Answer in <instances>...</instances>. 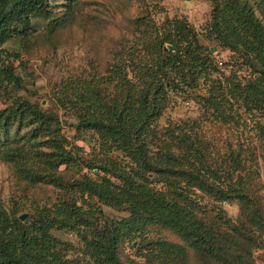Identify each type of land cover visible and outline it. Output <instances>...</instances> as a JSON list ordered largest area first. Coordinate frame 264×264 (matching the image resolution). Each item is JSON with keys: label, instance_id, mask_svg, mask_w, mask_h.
<instances>
[{"label": "trees", "instance_id": "trees-1", "mask_svg": "<svg viewBox=\"0 0 264 264\" xmlns=\"http://www.w3.org/2000/svg\"><path fill=\"white\" fill-rule=\"evenodd\" d=\"M48 2L0 0V89L3 83L22 85L14 68L20 56L9 54L3 47L14 39H27L35 30L33 18L51 15ZM226 6L223 14L217 7L204 37L230 50L248 67L249 81L244 88L234 67L227 76L224 63L216 60L210 47L201 44V33L186 20L168 18L160 25L151 18L149 27L133 44L113 55L103 76L78 79L71 82V88H64L58 99L61 108L69 109L76 118L77 132H92L98 138L100 151L107 156L100 165H86L91 171L103 173L97 180L84 175L81 181L70 184L57 177L59 167L75 158L73 148H65L67 141L61 136L56 113L27 102L0 110V133L31 117L30 123L43 129L56 146L53 152L43 154L47 174L29 170L28 175L35 181L49 180L61 189H76L80 194L79 198L62 196L51 207L37 209L24 222L0 202V264H122L120 243L141 238L139 227L147 224L171 228L214 264H255V235L243 233L222 214L220 227H210L198 218L197 201L190 194L194 188L202 189L206 178L201 171L181 168L173 154L175 145L163 142L155 129L175 96L194 97L226 117L220 110L222 103L237 90L244 93L251 113L261 110L264 115V30L239 2ZM56 26L53 20L48 28L53 31ZM257 125L264 140V125ZM33 133L38 135V129ZM155 140L161 143L157 146L161 156L153 162L150 154ZM211 193L217 202L245 199L239 187L233 196L229 190ZM100 204L125 205L129 215L119 220L105 218ZM262 220L256 212L249 225L261 229ZM224 225L231 232H222ZM55 230L75 233L82 248L61 241L52 234ZM155 246L145 255L151 261L187 258L183 249L166 241L159 240Z\"/></svg>", "mask_w": 264, "mask_h": 264}, {"label": "rangeland", "instance_id": "rangeland-1", "mask_svg": "<svg viewBox=\"0 0 264 264\" xmlns=\"http://www.w3.org/2000/svg\"><path fill=\"white\" fill-rule=\"evenodd\" d=\"M228 2L235 6L238 2L242 4L244 12L253 14L264 30V0H49L47 10L51 15L34 17L35 30L27 39L17 38L3 47L9 54L20 56L14 61V68L22 85H1L0 110L27 102L40 110L56 113L62 127L61 136L67 141L65 148L69 151L73 148L75 158L59 167L57 177L70 184L81 181L84 175L97 180L103 173L97 169L91 171L86 165H100L107 156L100 151L98 138L92 132H77L76 118L69 109L61 108L58 99L62 98L64 88H71V82L78 79L103 76L113 55L133 44L149 27L151 18L157 25L167 18L186 20L201 33V44L216 49L213 54L218 62L224 63L222 68L227 76L234 67L232 70L244 88L249 81L248 67L230 50L204 37L217 7L223 14ZM53 20L57 26L51 31L48 26ZM243 94L236 90L222 103L220 110L226 117L198 103L194 97L175 96V102L155 124V129L163 142L175 145L173 154L181 168L187 172L201 171V176L206 178L207 184L202 189H192L194 192L190 194L197 201L198 218L210 227H220L219 214H222L243 233L255 235L258 241L254 261L264 264V140L257 125L258 122L264 125V115L261 110L251 113ZM30 122H33L31 117L25 118L23 123L15 122L7 133H0V202L19 217L23 214L30 217L37 209L51 207L62 196L68 199L80 196L76 189H61L49 180L35 181L28 175L29 170L47 174L43 154L56 148L51 137ZM36 128L38 135L33 133ZM160 145L157 140L153 142L150 154L153 162L161 156L157 147ZM115 156L121 157L117 153ZM113 181L118 183L116 179ZM237 187L245 199L236 197L217 202L211 193L217 189L229 190L233 196ZM100 207L102 216L111 220L129 215L125 205L100 204ZM256 212L263 218L261 229H252L249 225ZM139 230L141 238L120 243L122 264H214L202 258L171 228L147 224ZM222 232H231V229L224 225ZM52 234L79 249L83 246L69 230H55ZM159 240L183 249L187 258L149 260L145 255Z\"/></svg>", "mask_w": 264, "mask_h": 264}, {"label": "water", "instance_id": "water-1", "mask_svg": "<svg viewBox=\"0 0 264 264\" xmlns=\"http://www.w3.org/2000/svg\"><path fill=\"white\" fill-rule=\"evenodd\" d=\"M167 48H168L169 50H171V51L174 50V47H172V46H169V47H167ZM215 51H216V49L213 48V49H212V52H215ZM28 218H29V214H23V215H21V216L19 217L20 221H22V222L28 220Z\"/></svg>", "mask_w": 264, "mask_h": 264}]
</instances>
